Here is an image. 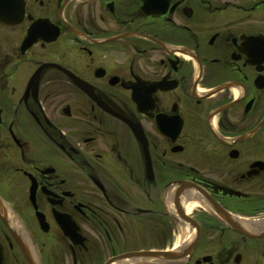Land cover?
<instances>
[{
    "label": "flooded vegetation",
    "instance_id": "flooded-vegetation-1",
    "mask_svg": "<svg viewBox=\"0 0 264 264\" xmlns=\"http://www.w3.org/2000/svg\"><path fill=\"white\" fill-rule=\"evenodd\" d=\"M192 198L161 264H264V0H0V264L172 251L122 246Z\"/></svg>",
    "mask_w": 264,
    "mask_h": 264
},
{
    "label": "rangeland",
    "instance_id": "rangeland-1",
    "mask_svg": "<svg viewBox=\"0 0 264 264\" xmlns=\"http://www.w3.org/2000/svg\"><path fill=\"white\" fill-rule=\"evenodd\" d=\"M172 223L173 224L165 223V225L163 226L159 225L160 229L156 232L146 233L134 228L130 232L128 231L127 233V239H128L126 240L127 247L126 246H122V247L129 249L128 251L152 249V248L173 249L174 246L177 243H179L181 240L177 238L179 232H176L177 229H179L180 224L178 222L176 223L175 221Z\"/></svg>",
    "mask_w": 264,
    "mask_h": 264
},
{
    "label": "bare ground",
    "instance_id": "bare-ground-1",
    "mask_svg": "<svg viewBox=\"0 0 264 264\" xmlns=\"http://www.w3.org/2000/svg\"><path fill=\"white\" fill-rule=\"evenodd\" d=\"M200 206V201L197 199L192 198L191 200H188V202L185 204V210L186 214L188 216H192L194 212L199 208ZM177 215H179L177 213ZM180 217V216H179ZM254 222V221H253ZM180 227L177 229L176 232H179V235H177V238H179L181 241L177 243L174 246V250L176 251H183L185 250L184 248L189 245V243L193 240L194 236V231L192 230V227L185 222L181 217H180ZM255 224V223H254ZM249 229L257 230L259 229L258 226L256 225H249ZM180 260H184L186 257L183 256H178ZM161 260L158 259H147L146 257H139V258H127L120 260L114 264H158L160 263Z\"/></svg>",
    "mask_w": 264,
    "mask_h": 264
},
{
    "label": "water",
    "instance_id": "water-1",
    "mask_svg": "<svg viewBox=\"0 0 264 264\" xmlns=\"http://www.w3.org/2000/svg\"><path fill=\"white\" fill-rule=\"evenodd\" d=\"M180 215L183 217V219L188 222L196 232H199V228L197 224L187 217L186 212L184 210H180ZM67 236L71 237L73 240H75V237L70 235L69 232H66ZM199 237V233L197 235V238ZM250 238H263L264 237V232L259 236V237H254V236H249ZM193 248H188V250H183V251H176V252H134V253H129L125 254L119 257H115L110 259L106 264H114L118 260L126 259V258H135V257H146V258H155V259H163V260H179L178 256H183L187 257V255L190 254V250Z\"/></svg>",
    "mask_w": 264,
    "mask_h": 264
}]
</instances>
